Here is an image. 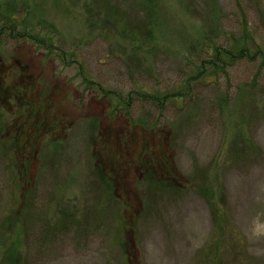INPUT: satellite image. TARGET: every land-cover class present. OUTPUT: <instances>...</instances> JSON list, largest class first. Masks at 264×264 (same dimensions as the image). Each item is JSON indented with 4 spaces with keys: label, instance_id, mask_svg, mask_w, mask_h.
<instances>
[{
    "label": "rangeland",
    "instance_id": "374dc122",
    "mask_svg": "<svg viewBox=\"0 0 264 264\" xmlns=\"http://www.w3.org/2000/svg\"><path fill=\"white\" fill-rule=\"evenodd\" d=\"M0 3L25 5L31 28H52L68 51L62 60L0 34L3 136L20 141L19 161L37 147L42 215L15 220L26 183L14 190L0 158V264L10 246L26 264H264V69L242 60L214 75L202 64L206 46H227L244 22L264 49V0ZM82 71L123 95L187 94L162 110L136 101L127 117ZM148 178L177 192L148 199ZM66 215L73 221L52 230Z\"/></svg>",
    "mask_w": 264,
    "mask_h": 264
},
{
    "label": "trees",
    "instance_id": "16d2710c",
    "mask_svg": "<svg viewBox=\"0 0 264 264\" xmlns=\"http://www.w3.org/2000/svg\"><path fill=\"white\" fill-rule=\"evenodd\" d=\"M29 17L30 12L27 10L25 5L19 6L14 5L13 3H0V34L2 35L7 33L10 37L28 41L35 46L48 50L50 53L56 51L58 53L57 57L62 58L63 60L68 51L65 48L59 46L55 31L46 25L41 26V32L38 30V27L31 28L29 25ZM247 26V22H244V29L240 35L236 36L233 34L229 36L227 46H218L215 41L210 42V44L206 46L207 57L203 60L202 64H208V67H210L214 75L215 73L218 74L219 70L225 72L227 68L235 64L237 61L242 60L256 62L261 69H264V49L259 45L256 35L252 33ZM44 30H46L47 33L42 35ZM76 62L78 63L77 60ZM83 74L84 72L82 71L80 76L83 77V80L86 82L89 88H96L97 92L103 98H108L111 101L110 105L112 104V112L116 113L120 111L123 114L125 112L127 117H130L131 106L136 101L149 103V105L152 107L162 110L170 102L180 101V99L185 98L187 94L183 93L181 90L176 91L175 93L167 94L138 90L131 91L127 95H123L112 91H105L100 84L96 83L94 80L88 79ZM5 128L6 125L4 124L3 117L0 114V158L7 161L6 167L10 171L11 175L10 184L14 190H18V188H20L19 184L21 181L26 183V188L22 194V197L19 199V205L21 204V206H19V208L16 210L13 217L17 222L22 219L24 223L28 224H30L32 219L35 222H42L41 211L37 215H35L33 211L35 206L34 181L36 176L34 169L36 164L35 160L37 159V147L33 146V153L27 155L24 160L19 161L14 151L15 148H17L18 143L20 144V141L17 142L10 138H5L3 136L5 133ZM239 154L241 156H246L247 153L243 150ZM142 185L146 187L144 188L148 199L152 198L155 194L162 192H177L168 183L162 181L159 183L158 181L150 178L145 180ZM99 186L98 187L101 188V191H104L105 196L108 197L110 189L108 179L103 178L102 181L99 182ZM112 197L113 195H110L111 199ZM111 199H107V201H110ZM112 202L116 203L115 206H120V202L117 203L114 201V199ZM212 214L216 229L221 232L222 228L220 227V213L217 209L213 208ZM13 217H7L8 220H4L3 225L6 226L9 222H13ZM72 218H74L72 215H66L65 217L61 218L60 221H58L53 226L52 230H61L64 228V226L70 224L73 221ZM45 220L46 223H48V220ZM123 220L124 223L123 221L121 222V231L122 234L125 237L127 236L128 239L131 229L127 221L125 219ZM122 240L123 239H119L116 241L117 244L121 243ZM17 248L18 247L16 246H10L5 251V253H3L1 264H26L23 256L19 254Z\"/></svg>",
    "mask_w": 264,
    "mask_h": 264
}]
</instances>
